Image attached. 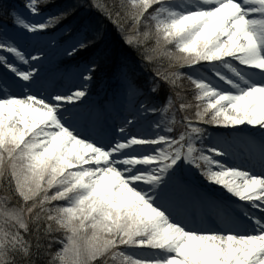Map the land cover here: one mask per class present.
Listing matches in <instances>:
<instances>
[{
    "label": "snow or ice",
    "instance_id": "snow-or-ice-1",
    "mask_svg": "<svg viewBox=\"0 0 264 264\" xmlns=\"http://www.w3.org/2000/svg\"><path fill=\"white\" fill-rule=\"evenodd\" d=\"M50 7L0 0V264H264V0Z\"/></svg>",
    "mask_w": 264,
    "mask_h": 264
},
{
    "label": "trees",
    "instance_id": "trees-1",
    "mask_svg": "<svg viewBox=\"0 0 264 264\" xmlns=\"http://www.w3.org/2000/svg\"><path fill=\"white\" fill-rule=\"evenodd\" d=\"M82 3V4H87V0H50V3L53 5V7H50L48 11H56L57 8L59 7H65L70 3ZM111 2V0H109ZM10 3L16 4L18 7L22 6L25 3V0H10ZM79 15L77 19H85V20H93L95 19V16L93 13H91L87 7H81L79 10ZM27 15V13H25ZM6 22L5 17L0 14V23ZM10 22V21H7ZM120 49H123L124 51L128 52L130 56H132V53L129 52V50L124 46L121 41L119 40V35L118 33L115 32L113 29H109L107 39L103 45H101V48L98 50H94L92 52H86L83 53L81 60L86 61L90 57L94 56H103L105 52L108 50H113V51H118ZM64 66L65 64L62 63ZM161 70H171L167 68V61H162L161 63ZM114 71V64L112 62L111 58H108L102 62V66L99 70L98 77L96 82L93 84V97H97V94L103 95V91H107L108 88L111 86V80L110 76L111 73ZM139 77L141 81L143 82L145 79H147L146 74L144 73H139ZM181 85V93L184 95L188 102L194 103V99L191 95L192 92V86L187 80H181L180 82ZM179 100L174 97V105H178ZM179 113L177 114V117L179 118ZM144 123H148V121H144ZM209 131V130H208ZM210 132V131H209Z\"/></svg>",
    "mask_w": 264,
    "mask_h": 264
},
{
    "label": "rangeland",
    "instance_id": "rangeland-1",
    "mask_svg": "<svg viewBox=\"0 0 264 264\" xmlns=\"http://www.w3.org/2000/svg\"><path fill=\"white\" fill-rule=\"evenodd\" d=\"M57 62H59V61H57ZM77 81H78V77L73 72L69 71V72H66V74L64 75L63 80L58 79L57 83L58 84H63L65 86H69L70 87L71 83H75ZM147 124L148 123H144L143 126L146 128Z\"/></svg>",
    "mask_w": 264,
    "mask_h": 264
}]
</instances>
